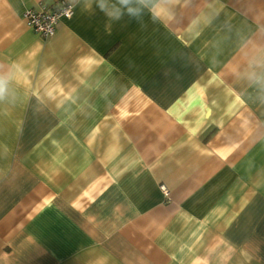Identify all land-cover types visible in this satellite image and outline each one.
<instances>
[{
	"label": "crops",
	"instance_id": "1",
	"mask_svg": "<svg viewBox=\"0 0 264 264\" xmlns=\"http://www.w3.org/2000/svg\"><path fill=\"white\" fill-rule=\"evenodd\" d=\"M0 77V264H264V0H0Z\"/></svg>",
	"mask_w": 264,
	"mask_h": 264
},
{
	"label": "built area",
	"instance_id": "2",
	"mask_svg": "<svg viewBox=\"0 0 264 264\" xmlns=\"http://www.w3.org/2000/svg\"><path fill=\"white\" fill-rule=\"evenodd\" d=\"M72 14L73 5L69 2L59 1L56 5L38 2L36 7L25 9L23 19L26 25L39 35L50 37L54 34L59 19L69 18Z\"/></svg>",
	"mask_w": 264,
	"mask_h": 264
},
{
	"label": "clouds",
	"instance_id": "3",
	"mask_svg": "<svg viewBox=\"0 0 264 264\" xmlns=\"http://www.w3.org/2000/svg\"><path fill=\"white\" fill-rule=\"evenodd\" d=\"M121 2L124 4H127L129 2V0H121ZM101 8H103L102 5H101ZM128 12L130 14L133 13V9L129 8ZM159 14H160L159 12L155 13V15H159ZM5 91H6V82L4 81V79L2 77H0V99H3Z\"/></svg>",
	"mask_w": 264,
	"mask_h": 264
}]
</instances>
